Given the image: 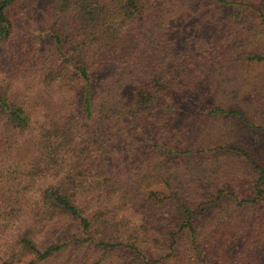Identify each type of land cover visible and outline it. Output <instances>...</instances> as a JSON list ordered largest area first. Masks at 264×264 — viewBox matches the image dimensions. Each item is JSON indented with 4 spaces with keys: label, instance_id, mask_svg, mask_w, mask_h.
<instances>
[{
    "label": "trees",
    "instance_id": "trees-1",
    "mask_svg": "<svg viewBox=\"0 0 264 264\" xmlns=\"http://www.w3.org/2000/svg\"><path fill=\"white\" fill-rule=\"evenodd\" d=\"M41 2L0 0V264H264V0Z\"/></svg>",
    "mask_w": 264,
    "mask_h": 264
},
{
    "label": "rangeland",
    "instance_id": "rangeland-1",
    "mask_svg": "<svg viewBox=\"0 0 264 264\" xmlns=\"http://www.w3.org/2000/svg\"><path fill=\"white\" fill-rule=\"evenodd\" d=\"M31 1H32V3H33L34 6H36V5L39 6L37 12L32 13V14L35 16V18H37L38 15H41V14L44 12V4H42V2H41V5L38 4V0H31ZM41 1H42V0H41ZM18 11H20V9H19V7L16 6V8H15V9L13 10V12H11V14H10V16L13 17V22L16 23V25L18 24V13H19ZM19 14H21V13H19ZM20 16L23 17L22 14H21ZM3 72L6 73V71H3ZM3 74H4V73L0 72V79L3 78ZM262 98H263V97H262Z\"/></svg>",
    "mask_w": 264,
    "mask_h": 264
}]
</instances>
